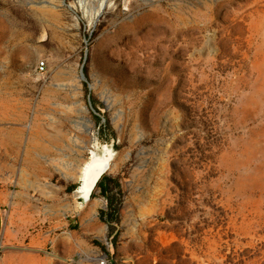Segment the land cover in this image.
I'll use <instances>...</instances> for the list:
<instances>
[{"label":"rangeland","instance_id":"374dc122","mask_svg":"<svg viewBox=\"0 0 264 264\" xmlns=\"http://www.w3.org/2000/svg\"><path fill=\"white\" fill-rule=\"evenodd\" d=\"M0 202V264H264V0H0Z\"/></svg>","mask_w":264,"mask_h":264},{"label":"bare ground","instance_id":"6f19581e","mask_svg":"<svg viewBox=\"0 0 264 264\" xmlns=\"http://www.w3.org/2000/svg\"><path fill=\"white\" fill-rule=\"evenodd\" d=\"M105 7L106 4L103 2V4L100 7L98 15ZM91 153L93 154V157H91V159L84 164L80 172V177H79L80 186L77 191V197H85V198L88 197L87 187L85 185L82 187L83 179L88 181L90 178L100 175L104 165H106L109 162V160L113 157V152L109 148L105 149L103 155H98L95 153V151H92ZM91 201L88 200L87 203H90Z\"/></svg>","mask_w":264,"mask_h":264},{"label":"trees","instance_id":"16d2710c","mask_svg":"<svg viewBox=\"0 0 264 264\" xmlns=\"http://www.w3.org/2000/svg\"><path fill=\"white\" fill-rule=\"evenodd\" d=\"M110 178L105 176L102 181L99 183L97 189L100 190L102 196H104L108 202V210L102 211L100 213V218L103 222H106L111 228L113 227L114 224H118V209L115 204V197L112 196V191L110 189ZM78 186H74L72 190H76ZM94 197V195H93Z\"/></svg>","mask_w":264,"mask_h":264},{"label":"water","instance_id":"95a60500","mask_svg":"<svg viewBox=\"0 0 264 264\" xmlns=\"http://www.w3.org/2000/svg\"><path fill=\"white\" fill-rule=\"evenodd\" d=\"M110 150L113 152V157L109 160V162L106 165H104L100 175H98L96 177H92L88 181L83 179L82 187L85 185L87 187V191H88V193H87L88 197L87 198L80 197L84 203H87L88 200H90V201L92 200L93 195H94L99 183L102 181V179L105 177V175L108 173V171L111 168L110 166L112 165V161L114 160L115 154H114V151L112 149H110ZM104 152H105V150L101 154H99L97 152H95V153L98 155H103ZM91 157H93V154L91 155Z\"/></svg>","mask_w":264,"mask_h":264},{"label":"crops","instance_id":"0c3cea01","mask_svg":"<svg viewBox=\"0 0 264 264\" xmlns=\"http://www.w3.org/2000/svg\"><path fill=\"white\" fill-rule=\"evenodd\" d=\"M6 229V214L0 202V241L3 237L4 231Z\"/></svg>","mask_w":264,"mask_h":264},{"label":"built area","instance_id":"2783aa9c","mask_svg":"<svg viewBox=\"0 0 264 264\" xmlns=\"http://www.w3.org/2000/svg\"><path fill=\"white\" fill-rule=\"evenodd\" d=\"M37 70L39 73H44L46 71V64L44 62H40L38 64ZM105 264V263H103Z\"/></svg>","mask_w":264,"mask_h":264}]
</instances>
